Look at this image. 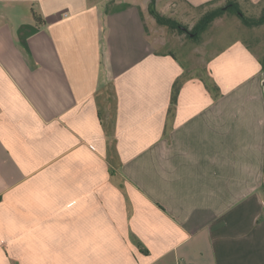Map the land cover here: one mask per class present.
<instances>
[{
  "label": "crops",
  "instance_id": "1",
  "mask_svg": "<svg viewBox=\"0 0 264 264\" xmlns=\"http://www.w3.org/2000/svg\"><path fill=\"white\" fill-rule=\"evenodd\" d=\"M150 3L0 0V264H264V59L186 67Z\"/></svg>",
  "mask_w": 264,
  "mask_h": 264
},
{
  "label": "rangeland",
  "instance_id": "2",
  "mask_svg": "<svg viewBox=\"0 0 264 264\" xmlns=\"http://www.w3.org/2000/svg\"><path fill=\"white\" fill-rule=\"evenodd\" d=\"M139 1L148 2L151 0H139ZM159 1H178V3L180 4L181 1L183 0H159ZM158 8L161 9V4L160 7L158 5ZM242 11L246 16L250 18H259L262 15V11L260 10V8H256V7L249 8L247 5H243ZM198 14H202V11H198ZM198 14L195 11L189 10L188 13L185 15L184 19L182 20L181 24L187 26L189 30L193 29L194 28L193 24L195 21L194 19H192V21L190 20L191 18H197ZM174 19L178 21L177 18ZM164 28H165V34H166L165 36L167 37L166 38L167 41L172 39L174 42H176L175 46L173 45L174 42L172 43H170V41L166 42L164 48L176 54V56H178V58L186 67H190L188 63L190 59L188 58L194 57L195 51L198 53H204L207 50L209 54H213L221 51L222 49H226L230 45L236 44L237 42H239V40H243V39L246 42H248L254 50H257L260 56H262V58L264 59V27H258L256 29L247 27L241 22V20L237 16L233 14H226L222 18L218 19L215 23H212L210 27L202 34L200 40L197 42L189 39L187 34L183 35L178 32H173L167 27ZM182 42H184L185 45L184 44L181 45ZM204 56L207 57L208 55L205 54ZM195 61L199 63L203 60L199 58L197 60L195 58Z\"/></svg>",
  "mask_w": 264,
  "mask_h": 264
},
{
  "label": "trees",
  "instance_id": "3",
  "mask_svg": "<svg viewBox=\"0 0 264 264\" xmlns=\"http://www.w3.org/2000/svg\"><path fill=\"white\" fill-rule=\"evenodd\" d=\"M156 1L157 0H151L149 10H150V14L155 19L157 25L160 27H167L173 32H178L180 34H187L190 39L196 42L200 40L201 34L205 32L216 19L221 18L226 14H233L237 16L245 26L250 28L261 27L264 25V5L262 8V15L259 18H250L244 14L237 1L228 0L225 6L211 9L208 12H206L202 16V18L198 21V23L195 25V27L189 30L187 26H184L176 19L161 14L156 8ZM34 16L36 22L38 24H41L42 20L40 16H38L37 14H35ZM191 35H193L192 38ZM262 63L264 65V61H262ZM179 91H180V86H179V82H177L175 84L174 93H173L174 101H176Z\"/></svg>",
  "mask_w": 264,
  "mask_h": 264
},
{
  "label": "water",
  "instance_id": "4",
  "mask_svg": "<svg viewBox=\"0 0 264 264\" xmlns=\"http://www.w3.org/2000/svg\"><path fill=\"white\" fill-rule=\"evenodd\" d=\"M262 86H263V89H264V80H263V82H262Z\"/></svg>",
  "mask_w": 264,
  "mask_h": 264
}]
</instances>
